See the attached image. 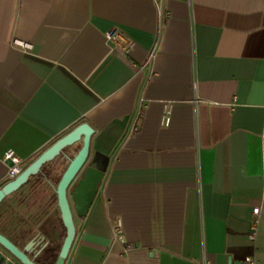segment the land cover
Instances as JSON below:
<instances>
[{
  "label": "crops",
  "instance_id": "1",
  "mask_svg": "<svg viewBox=\"0 0 264 264\" xmlns=\"http://www.w3.org/2000/svg\"><path fill=\"white\" fill-rule=\"evenodd\" d=\"M83 121L97 193L65 264H264V0H0V187L8 149L24 168ZM49 179L0 202L15 243L64 232Z\"/></svg>",
  "mask_w": 264,
  "mask_h": 264
},
{
  "label": "water",
  "instance_id": "2",
  "mask_svg": "<svg viewBox=\"0 0 264 264\" xmlns=\"http://www.w3.org/2000/svg\"><path fill=\"white\" fill-rule=\"evenodd\" d=\"M93 132L94 127L89 122H80L44 149L17 176L0 187L1 202L6 195L28 182L31 176L42 173L47 162L62 154L67 157L68 164L55 188L61 217L66 227V235L54 264H65L76 238L77 224L74 207L81 210L82 216L86 215L97 193V169L89 166L78 176L89 156ZM79 141H82L81 146L74 154H70L67 150L74 148ZM0 244L23 264H41L35 258L47 245V243H42L37 248L33 238L21 247L2 231H0Z\"/></svg>",
  "mask_w": 264,
  "mask_h": 264
},
{
  "label": "built area",
  "instance_id": "3",
  "mask_svg": "<svg viewBox=\"0 0 264 264\" xmlns=\"http://www.w3.org/2000/svg\"><path fill=\"white\" fill-rule=\"evenodd\" d=\"M160 16L161 18L164 17V12L163 10H160ZM107 36L108 38L117 40L118 38H121L122 36L120 35V33L116 30L114 31H109L107 32ZM17 43H22L20 40L16 39L15 40ZM27 45H29L27 43ZM4 160L9 164V171H8V178L12 179L15 176H17L23 169V162H24V158L19 155L14 149H8L5 154H4ZM255 214H259L260 212V207L256 206L253 209ZM258 221V218L255 219L254 221V230H256V223ZM114 230L115 233H117L120 237L122 236L121 232H122V222L121 220H117L114 223ZM245 264H256L255 260L250 257L247 256L246 260H245Z\"/></svg>",
  "mask_w": 264,
  "mask_h": 264
},
{
  "label": "trees",
  "instance_id": "4",
  "mask_svg": "<svg viewBox=\"0 0 264 264\" xmlns=\"http://www.w3.org/2000/svg\"><path fill=\"white\" fill-rule=\"evenodd\" d=\"M43 172L45 175H47L48 178L53 177L56 181H59L61 177V173L58 171H51L50 169L46 170L43 168ZM62 172V171H61ZM42 177L41 173H38ZM30 181V179H29ZM28 181V182H29ZM66 235V227H64L63 235ZM63 237V236H62ZM65 237V236H64ZM64 239V238H63ZM63 240H53L50 243H48L36 256V260L40 262L41 264H54L57 256L59 254L60 248L62 246ZM19 246L23 247L24 245L18 244Z\"/></svg>",
  "mask_w": 264,
  "mask_h": 264
},
{
  "label": "rangeland",
  "instance_id": "5",
  "mask_svg": "<svg viewBox=\"0 0 264 264\" xmlns=\"http://www.w3.org/2000/svg\"><path fill=\"white\" fill-rule=\"evenodd\" d=\"M76 150H77V148L74 147V148L69 149L68 152H69L70 154H74V153L76 152ZM66 166H67V165H66L65 163H63V164H60V163H59V164L57 165V167L60 169V170H58V172L61 173V171L64 170ZM79 175H80V173H79ZM79 175H78V176H79ZM37 188H38V187H37ZM40 188H41V187H40ZM64 236H65V234L63 235V237H61V238H59V239L62 241L63 238H64Z\"/></svg>",
  "mask_w": 264,
  "mask_h": 264
},
{
  "label": "flooded vegetation",
  "instance_id": "6",
  "mask_svg": "<svg viewBox=\"0 0 264 264\" xmlns=\"http://www.w3.org/2000/svg\"><path fill=\"white\" fill-rule=\"evenodd\" d=\"M63 163H64V162H63ZM63 163H60V164H63ZM57 165H58V164H56V165H55L53 168H51L50 170H51V171H58V170H60V169L57 167ZM44 166H45V165H44ZM43 171H44V170H43ZM63 171H64V170H62L61 175H62ZM41 174L44 175L43 177H44L45 179L50 180V179L47 177V175L44 174V172H42ZM71 188H72V186H71ZM61 219H62V218H61ZM61 222H62V225H64L63 220H62ZM64 226H65V225H64ZM62 233H63V230H62L61 233H59L57 239H59L60 237L63 236ZM38 247H39V246H38ZM38 247H37V248H38Z\"/></svg>",
  "mask_w": 264,
  "mask_h": 264
}]
</instances>
